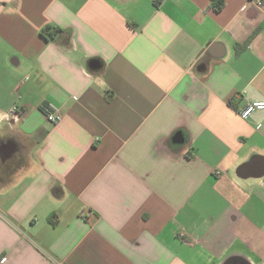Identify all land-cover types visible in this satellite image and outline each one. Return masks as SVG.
Wrapping results in <instances>:
<instances>
[{"label":"crops","instance_id":"1","mask_svg":"<svg viewBox=\"0 0 264 264\" xmlns=\"http://www.w3.org/2000/svg\"><path fill=\"white\" fill-rule=\"evenodd\" d=\"M255 101L264 0H0V264H264Z\"/></svg>","mask_w":264,"mask_h":264},{"label":"built area","instance_id":"2","mask_svg":"<svg viewBox=\"0 0 264 264\" xmlns=\"http://www.w3.org/2000/svg\"><path fill=\"white\" fill-rule=\"evenodd\" d=\"M262 1H257L256 6L257 8H262ZM256 111H264V101H255L252 103L247 104L243 109L238 110V115L242 119H247L253 112ZM41 112L45 118V120L53 125L58 124L62 121L63 116L59 109L49 105L45 104L41 107ZM12 116V119H18L19 113H17V108L13 107L12 110L9 113ZM216 175H220V172H215Z\"/></svg>","mask_w":264,"mask_h":264},{"label":"trees","instance_id":"3","mask_svg":"<svg viewBox=\"0 0 264 264\" xmlns=\"http://www.w3.org/2000/svg\"><path fill=\"white\" fill-rule=\"evenodd\" d=\"M48 31V30H47ZM47 31H42L41 33H42V36L44 37V38H53L56 34H58V33H60L61 31H54L53 33H47Z\"/></svg>","mask_w":264,"mask_h":264}]
</instances>
